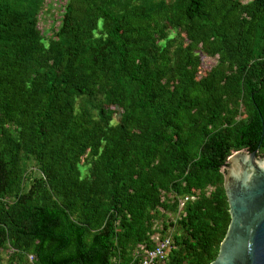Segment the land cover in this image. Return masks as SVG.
<instances>
[{
  "label": "trees",
  "instance_id": "16d2710c",
  "mask_svg": "<svg viewBox=\"0 0 264 264\" xmlns=\"http://www.w3.org/2000/svg\"><path fill=\"white\" fill-rule=\"evenodd\" d=\"M41 11L0 0V264H138L168 226L158 264H208L221 166L264 155V0H67L47 37Z\"/></svg>",
  "mask_w": 264,
  "mask_h": 264
},
{
  "label": "water",
  "instance_id": "95a60500",
  "mask_svg": "<svg viewBox=\"0 0 264 264\" xmlns=\"http://www.w3.org/2000/svg\"><path fill=\"white\" fill-rule=\"evenodd\" d=\"M228 225L208 264H264V155L233 151L220 169Z\"/></svg>",
  "mask_w": 264,
  "mask_h": 264
},
{
  "label": "rangeland",
  "instance_id": "374dc122",
  "mask_svg": "<svg viewBox=\"0 0 264 264\" xmlns=\"http://www.w3.org/2000/svg\"><path fill=\"white\" fill-rule=\"evenodd\" d=\"M67 0H42V11L38 12L36 14L37 20L35 22V26L39 29L42 37H47L49 35H52L54 30L56 29V26L59 23V17L63 10V6L66 3ZM239 2H247L248 0H238ZM7 36L10 40L14 38L13 35L16 33L7 32ZM172 33L169 32L168 36H171ZM3 36V37H4ZM1 40V39H0ZM2 42V40H1ZM4 42V38H3ZM2 42V43H3ZM199 54V65L198 69L196 71V78H200L204 72L208 70L209 67L213 66L215 64V56H207L203 54L202 52H198ZM117 121V115L114 114L111 123L114 124ZM81 173H83L84 169L81 168ZM2 258H5V253L2 254Z\"/></svg>",
  "mask_w": 264,
  "mask_h": 264
},
{
  "label": "built area",
  "instance_id": "2783aa9c",
  "mask_svg": "<svg viewBox=\"0 0 264 264\" xmlns=\"http://www.w3.org/2000/svg\"><path fill=\"white\" fill-rule=\"evenodd\" d=\"M195 196L192 194H185L176 196V208L173 213H163V222L168 224V222L174 223V221L180 216L182 205L189 200H192ZM161 221H157L156 226L160 229ZM160 223V224H159ZM172 232V227L168 226L166 229V236L158 237V235L152 236V241L154 245L152 247H144V245H138L140 249V259L138 264H158L165 257L166 252L170 248V233ZM26 259L29 263L32 261V256L26 254Z\"/></svg>",
  "mask_w": 264,
  "mask_h": 264
}]
</instances>
